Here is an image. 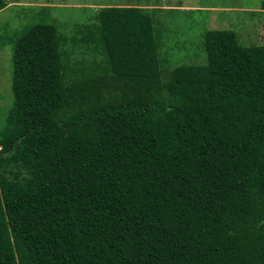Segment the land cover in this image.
Wrapping results in <instances>:
<instances>
[{
  "label": "trees",
  "instance_id": "16d2710c",
  "mask_svg": "<svg viewBox=\"0 0 264 264\" xmlns=\"http://www.w3.org/2000/svg\"><path fill=\"white\" fill-rule=\"evenodd\" d=\"M160 33L136 5L99 7L71 37L22 31L0 264H264V45L211 30L207 62L165 78Z\"/></svg>",
  "mask_w": 264,
  "mask_h": 264
},
{
  "label": "rangeland",
  "instance_id": "374dc122",
  "mask_svg": "<svg viewBox=\"0 0 264 264\" xmlns=\"http://www.w3.org/2000/svg\"><path fill=\"white\" fill-rule=\"evenodd\" d=\"M0 10V124L13 104V53L22 31L37 23L53 24L58 33L76 35L104 5L149 9L161 33L165 78L179 65L205 64L204 37L211 30H232L245 46L264 45V0H5ZM167 6V7H166ZM191 7V8H188ZM155 8V9H152ZM70 44L65 46L70 49ZM71 61L92 60L79 47Z\"/></svg>",
  "mask_w": 264,
  "mask_h": 264
},
{
  "label": "crops",
  "instance_id": "0c3cea01",
  "mask_svg": "<svg viewBox=\"0 0 264 264\" xmlns=\"http://www.w3.org/2000/svg\"><path fill=\"white\" fill-rule=\"evenodd\" d=\"M167 7V6H166ZM188 8H191V7H188Z\"/></svg>",
  "mask_w": 264,
  "mask_h": 264
}]
</instances>
